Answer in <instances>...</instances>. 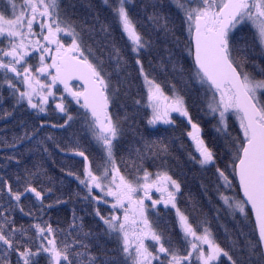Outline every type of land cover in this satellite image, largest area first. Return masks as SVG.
I'll use <instances>...</instances> for the list:
<instances>
[{"label": "snow or ice", "instance_id": "1", "mask_svg": "<svg viewBox=\"0 0 264 264\" xmlns=\"http://www.w3.org/2000/svg\"><path fill=\"white\" fill-rule=\"evenodd\" d=\"M0 264H264V0H0Z\"/></svg>", "mask_w": 264, "mask_h": 264}, {"label": "trees", "instance_id": "2", "mask_svg": "<svg viewBox=\"0 0 264 264\" xmlns=\"http://www.w3.org/2000/svg\"><path fill=\"white\" fill-rule=\"evenodd\" d=\"M193 190H195V189L193 188Z\"/></svg>", "mask_w": 264, "mask_h": 264}]
</instances>
